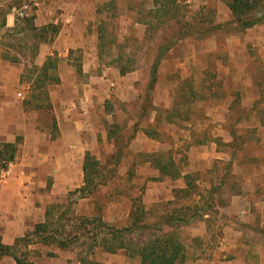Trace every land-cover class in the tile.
Returning a JSON list of instances; mask_svg holds the SVG:
<instances>
[{
    "label": "rangeland",
    "instance_id": "obj_1",
    "mask_svg": "<svg viewBox=\"0 0 264 264\" xmlns=\"http://www.w3.org/2000/svg\"><path fill=\"white\" fill-rule=\"evenodd\" d=\"M228 2L167 0L164 8L158 4L163 12L153 17L150 13L157 6L152 0H117L101 9L98 22L103 68H130L128 85L133 89L128 93L126 81L118 76L110 75L113 80L109 82L108 75L106 82H97L111 98L104 108H95L92 116L97 144L91 153L99 164L93 178L98 189L89 201L95 209H89L83 199L76 204L75 199L66 197L54 201L48 222L53 223L49 230L56 240L30 233L10 246L13 253L31 264H77L81 259L105 264L110 258L117 262L116 256L103 250L114 247V242L106 236L105 244L100 229L110 233L126 227L127 218L116 223L120 220L116 215L124 217L128 206L142 198L152 172L147 163L155 156L175 160L182 171L191 170L199 191L216 189L213 195L202 193L207 196L203 202L208 201L209 219L188 228L178 226L177 233L187 247L186 261L238 264V256L242 258L248 247L264 257V20L248 29L234 19L219 21L225 8L219 9V5ZM254 13L264 15V0ZM141 20H148L150 29L142 26ZM167 47L158 82L150 90L152 64L160 49ZM34 52L28 50L25 56ZM18 93L22 94L18 100L25 102L29 89L21 87ZM38 115L43 123L50 122L46 113ZM48 131L51 129L43 130ZM140 135L145 140L137 141ZM211 141L217 143L219 152L227 154L225 159L191 169L189 154L199 150V144ZM207 147L212 148L211 144ZM164 188L168 190L170 185L163 184ZM190 204L188 200L180 205ZM109 206L112 213L107 211ZM177 206L164 201L149 207L147 223L154 224L166 213L164 209ZM108 214H112L114 225L99 221L100 215ZM191 214L184 216L186 220ZM90 216L96 219L84 229L81 221ZM201 228L207 233L194 241L193 233ZM239 229L247 231L245 236L235 234ZM137 233L143 236L139 239L149 236L148 232ZM222 238L244 245L242 254L222 252ZM254 256L250 261L258 264ZM235 257L237 263L233 262ZM135 259L130 263L139 264ZM0 264L17 263L12 256H5L0 257Z\"/></svg>",
    "mask_w": 264,
    "mask_h": 264
},
{
    "label": "crops",
    "instance_id": "obj_2",
    "mask_svg": "<svg viewBox=\"0 0 264 264\" xmlns=\"http://www.w3.org/2000/svg\"><path fill=\"white\" fill-rule=\"evenodd\" d=\"M115 1L117 0H42L38 3L36 0H0V146L16 143L17 140L20 142L12 175L6 181L0 180V238L4 245L13 246L16 241L33 233L37 225L46 223L48 213L54 206L53 202L58 199L73 198L76 200L75 204L83 199L89 209H95V204L89 201L90 197L81 198L80 190L85 186L84 164L87 153L95 150L97 144L93 113L97 107L104 108L105 102L111 98L101 83L97 82H106L108 75L109 82L113 80L110 75L118 76L119 80L126 81L128 93L133 89L131 84L128 85L131 78L127 74L130 72L123 75L119 67L118 70L103 68L100 56L98 17L104 6ZM152 1L156 4V0ZM155 6L157 7L153 10L159 8L157 4ZM222 7L225 8L219 21L226 23L233 20L228 4L219 5V9ZM152 12L150 16L153 17ZM140 24H144L147 30L151 27L148 20H141ZM32 49L35 50L33 57L25 56ZM26 86L29 89L28 98L25 102H20L17 96L21 97L22 94L18 93V89ZM38 112L49 115L50 122L43 123ZM44 129H51V132H43ZM52 129L56 134H53ZM140 139L145 140L141 135L137 141ZM209 144L211 149L207 147ZM199 146V150L189 154L191 169L196 164L209 167L214 161L224 160L227 156L217 150L215 141ZM147 164L152 172L150 182H145V189L141 192L142 198L133 206H128L124 217L117 214L116 219L120 220L116 223L121 224V220L127 218L129 221L125 220V228H128L143 214V223L148 224L145 217L147 209L164 201L178 206L173 210L164 209L166 213L154 224L164 216H187L188 212L204 205L203 200L207 196H202V193L208 194L210 190L203 192L189 189L185 177L191 175L194 180L191 170L182 171L179 168L180 177L171 179L162 175L152 163ZM163 184H169L170 188L164 190ZM181 190H188L192 196L183 198ZM198 191L199 197L196 196ZM188 200L191 202L189 206L180 205ZM112 208L109 206L107 211L112 213ZM118 209L121 208L118 206ZM104 215H100L99 221L114 225L110 220L112 214L107 217ZM210 217V212H200L190 224L203 223V220ZM86 219L93 222L96 218L90 216ZM178 226L173 231L177 232ZM245 232L247 231L239 229L235 234L245 236ZM206 233V228L198 229L197 233H193L194 241L201 240L200 237ZM142 237L138 233L132 235L133 240ZM221 240L222 252L234 256L242 254L244 245H235L226 238ZM194 247L197 249V246ZM239 247L241 251L238 250ZM109 254L116 256L117 262L110 258L105 264H131L129 260L133 258H138L139 264H142L139 257H130L125 249ZM251 255H255L258 264H264L263 254L255 252L252 247H248L242 258L238 256L239 262L243 260L244 264H252ZM233 262L237 263L236 257ZM77 264H81V261ZM182 264L207 262L198 259L196 263L185 261Z\"/></svg>",
    "mask_w": 264,
    "mask_h": 264
},
{
    "label": "trees",
    "instance_id": "obj_3",
    "mask_svg": "<svg viewBox=\"0 0 264 264\" xmlns=\"http://www.w3.org/2000/svg\"><path fill=\"white\" fill-rule=\"evenodd\" d=\"M169 1L170 0H168V2ZM166 2L167 0H156L155 3L157 5L160 3L161 8H164ZM261 5L262 0H229L228 2V6L234 16V20L243 29L252 28L264 20V15H255L254 13L257 12V9L260 8ZM159 12L162 13L163 11H161L160 8H156L152 13H154V16H157ZM168 49V47L160 49L158 56L152 64L149 84L150 90H153L154 86L158 82V70L163 60V56ZM119 69L123 75L131 71L130 68L128 69L124 66H120ZM19 143V140H17L16 143L4 144L0 146V173L10 163L15 162ZM117 163H119V160ZM151 163L158 168L164 176H169L171 179H178L180 177L181 171L172 159L165 160L153 156ZM98 164L99 161L96 160L95 156L91 153H87L84 164L85 186L80 190L81 198H88L96 193L98 188L96 182H93V178L95 173H97L96 171H98L96 168ZM192 177L193 176L188 175L185 179L189 189L195 191L197 188L194 186ZM215 192L216 189H212L208 194L213 195ZM181 193H183L182 197L185 199L189 198L191 195L188 190H181ZM211 199L212 198L210 197L209 200ZM203 204L204 205L202 207L197 208L195 211H190L192 214L188 220H186L183 215L173 214L170 216H164L157 224L150 225L143 223L142 214L141 218H138L137 222L121 231L107 233L106 230L102 228L100 229L102 233L106 236H110L114 242V247L112 246L110 249L107 248V252L116 253L118 250L125 249L130 257H139L142 264H182L187 259L186 247L181 241L179 234L173 231V229L178 225H189L200 212H208L210 210L208 208V201ZM50 213L51 211L48 213L46 223L37 225L33 234H38L42 237L49 235V241L53 242L56 238L55 236L53 237L54 233H51L49 230L50 227L53 226V223L49 224L48 222ZM90 224L93 223L87 219H83V221H81V226L84 227V229H87L86 227L90 226ZM137 232H148L149 236L143 241L139 239L133 240L132 235ZM87 234H89V232H87ZM106 236L104 238L105 244L108 243ZM5 256H12L17 264H31L27 259L13 253L11 251V247L4 245L0 238V257ZM80 261L81 264H98L97 262L91 260L81 259Z\"/></svg>",
    "mask_w": 264,
    "mask_h": 264
},
{
    "label": "built area",
    "instance_id": "obj_4",
    "mask_svg": "<svg viewBox=\"0 0 264 264\" xmlns=\"http://www.w3.org/2000/svg\"><path fill=\"white\" fill-rule=\"evenodd\" d=\"M21 95V94H20ZM13 163H10L1 173H0V180L6 181L10 178L13 173Z\"/></svg>",
    "mask_w": 264,
    "mask_h": 264
}]
</instances>
